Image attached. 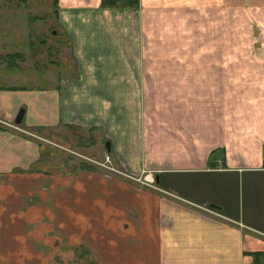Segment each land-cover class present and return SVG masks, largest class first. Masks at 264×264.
Instances as JSON below:
<instances>
[{
  "label": "crops",
  "instance_id": "1",
  "mask_svg": "<svg viewBox=\"0 0 264 264\" xmlns=\"http://www.w3.org/2000/svg\"><path fill=\"white\" fill-rule=\"evenodd\" d=\"M54 10L73 73L0 72V264H264V0Z\"/></svg>",
  "mask_w": 264,
  "mask_h": 264
},
{
  "label": "rangeland",
  "instance_id": "2",
  "mask_svg": "<svg viewBox=\"0 0 264 264\" xmlns=\"http://www.w3.org/2000/svg\"><path fill=\"white\" fill-rule=\"evenodd\" d=\"M54 8L55 2L53 0H0V53L20 51L22 54L16 58L14 65L20 64L21 71L27 73L46 71L52 74L57 71V73L68 75L73 73L74 63L72 51L69 48V36L60 26V16L55 17ZM2 55H0V72L3 71L4 64L9 63L7 58ZM40 78L37 82L45 84V81L40 80ZM1 82L2 80H0ZM15 82L17 80H10V83ZM70 130L74 134H80V138L82 134L86 135L85 130L75 126L60 131L67 133ZM43 131L47 132L48 128L43 129ZM74 136L77 138L76 135ZM52 141L54 144H49L52 153L51 158L56 159V161H52L57 166L62 167L66 164L67 169L71 170L79 167L78 165L84 161L86 165L95 166L108 175L113 172L99 163L105 160V153L107 152H103L102 146L92 148V145L85 142L80 145L78 143L61 144ZM109 157V161L105 160L106 163L117 167L114 158ZM122 173L127 175L124 170Z\"/></svg>",
  "mask_w": 264,
  "mask_h": 264
},
{
  "label": "trees",
  "instance_id": "3",
  "mask_svg": "<svg viewBox=\"0 0 264 264\" xmlns=\"http://www.w3.org/2000/svg\"><path fill=\"white\" fill-rule=\"evenodd\" d=\"M53 1L55 2V4L58 3V0H53ZM101 2L102 5L105 6H112L118 4L132 6L135 5L138 2V0H101ZM21 54L22 53L20 51L0 53V55L4 56V58H7V60L9 61L8 63L9 66L14 65L16 58L19 57ZM263 164H264V157H263ZM80 167L95 168V166H91L90 164L86 165L84 161H82ZM261 253H262L261 251H252V254L254 255V260H256L257 255Z\"/></svg>",
  "mask_w": 264,
  "mask_h": 264
},
{
  "label": "water",
  "instance_id": "4",
  "mask_svg": "<svg viewBox=\"0 0 264 264\" xmlns=\"http://www.w3.org/2000/svg\"><path fill=\"white\" fill-rule=\"evenodd\" d=\"M24 111H25V108L24 107H20L14 117V121L16 123H20L22 118H23V115H24ZM105 146H106V149L109 150V141L107 140L106 143H105ZM156 179H157V175H156ZM210 205L212 207H219L218 204L214 203V202H211Z\"/></svg>",
  "mask_w": 264,
  "mask_h": 264
},
{
  "label": "built area",
  "instance_id": "5",
  "mask_svg": "<svg viewBox=\"0 0 264 264\" xmlns=\"http://www.w3.org/2000/svg\"><path fill=\"white\" fill-rule=\"evenodd\" d=\"M109 154H108V152H106L105 153V160H107V161H109ZM105 160H102V161H100L99 163L101 164V165H103V166H105L107 169H109V170H111V171H113V172H119V173H122V170H120L119 168H117L116 166H113V165H111V164H109V163H106V161ZM123 174V173H122ZM131 176V175H130ZM132 177H134V176H132ZM136 178V177H135ZM138 180H141L140 178H137ZM143 181H145V180H143ZM151 184V183H150Z\"/></svg>",
  "mask_w": 264,
  "mask_h": 264
}]
</instances>
